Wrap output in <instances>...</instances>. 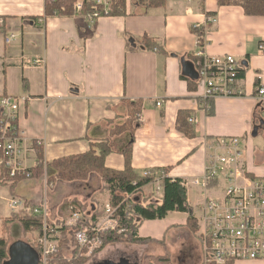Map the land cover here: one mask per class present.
<instances>
[{"label": "crops", "instance_id": "crops-1", "mask_svg": "<svg viewBox=\"0 0 264 264\" xmlns=\"http://www.w3.org/2000/svg\"><path fill=\"white\" fill-rule=\"evenodd\" d=\"M135 1L126 0L124 16H103L90 21L77 14L48 17L46 0H0V96L30 99L22 109L19 125L42 144L47 163L85 154L92 144L109 142L112 153L105 165L117 171L126 168L123 152L132 135L112 137L111 131L128 120L130 102L142 101L143 110L136 115L132 167L140 176L152 172L156 181L162 174L164 179L183 180L196 216L204 200L217 194L214 187V195L205 192L215 182L207 189L192 184L204 175L206 141L243 138L247 151L245 168L252 176H264V170L253 165L254 138L264 135V108L258 97L259 90L264 88V56L259 53L264 44V16H249L239 5L220 6L218 0H167L166 7L158 9L137 7ZM202 28L206 30L203 47L193 32ZM12 35L14 38L8 43ZM146 37L159 50L147 49L142 43ZM201 49L208 56L232 55L248 65L241 84L242 96L204 99L199 83L196 91L189 87L183 76L193 73L195 76L190 77L198 82L195 54ZM38 60L45 63L33 66ZM183 113L190 115L188 123L194 128V138L186 137L178 128V117ZM190 119L196 122L192 124ZM164 169L169 171L165 173ZM46 177L22 181L16 196H0V237L9 241L10 259L12 251L23 256L31 254L36 263L40 259L38 233L25 234L18 222L4 224L17 213L11 210L13 198L38 208L46 207L48 213H53L52 217L48 215L50 223L59 228L75 223L71 206L76 207L81 218L84 215L77 205L63 206L67 201L85 204V194L93 186L98 194L102 188L97 175L87 182L57 183L51 187L47 186ZM189 185L198 191L194 204L189 198ZM157 186L158 182L146 186L143 194H154ZM149 187L152 190L148 192ZM96 199L106 202L105 208L111 206L109 194ZM187 220L188 214L177 212L158 220L169 222L161 230L163 238L167 240L174 229L187 228ZM148 225L151 226L145 231ZM158 229L156 221L146 222L140 237ZM191 234L185 237L188 239ZM108 248L99 255L107 254ZM115 251H119L116 258L96 264H139L137 256L127 249ZM182 263L194 264L187 258Z\"/></svg>", "mask_w": 264, "mask_h": 264}, {"label": "built area", "instance_id": "built-area-1", "mask_svg": "<svg viewBox=\"0 0 264 264\" xmlns=\"http://www.w3.org/2000/svg\"><path fill=\"white\" fill-rule=\"evenodd\" d=\"M101 10L88 14L90 21H95L103 14L113 13L115 0H92ZM83 1L75 9L82 11ZM215 23V19H210ZM1 23V21H0ZM14 38L12 35L8 43ZM264 56V44L259 47ZM198 59V83L204 99L216 97H238L243 95L242 79L239 78L244 65L232 55L211 57L203 49L195 54ZM44 60H38L33 66H42ZM264 108V88L258 92ZM29 98L0 96V182L32 178V169L37 162V147L40 142L34 141L20 128L19 121L23 107ZM162 106L161 102L157 103ZM190 119V123H195ZM208 150L204 175L196 178L192 184L207 189L215 182L217 194L207 197L195 216L199 227L198 235L203 244V264H235L240 261H264V176H252L245 168L246 144L243 138H221L206 141ZM154 176L152 172L144 177ZM164 174L156 181V195H163ZM159 182H162L160 184ZM11 210L20 212L25 208V201L17 198L11 200ZM75 223L81 219L76 207L71 206ZM115 209L107 207L105 216L94 227H85L75 235L82 249L88 254L102 246L100 235L115 231L118 221L114 218ZM34 215L42 217L45 222L44 233L38 244L43 251L45 264L57 252L58 228L48 225L46 207L36 208Z\"/></svg>", "mask_w": 264, "mask_h": 264}, {"label": "trees", "instance_id": "trees-1", "mask_svg": "<svg viewBox=\"0 0 264 264\" xmlns=\"http://www.w3.org/2000/svg\"><path fill=\"white\" fill-rule=\"evenodd\" d=\"M79 0H46L45 14L46 16L71 17L74 15H82L86 17L90 13L101 10L96 7L92 0H83L82 11L76 12V5ZM220 6L239 5L245 10L249 16H264V0H218ZM167 0H136L135 6L144 7L146 9L165 8ZM127 14L126 0H115L114 10L108 16H124ZM103 16H106L103 14ZM198 36L201 47L205 45L206 30L193 29ZM143 45L150 50H159V46L149 38L142 40ZM166 54H168L166 52ZM196 64V63H195ZM244 69L240 72V79H245L248 65L243 64ZM187 80L189 87L197 90L198 82L190 75L183 76ZM209 100H207L208 102ZM143 110V102L136 101L129 103V116L126 123L122 126L116 125L111 136H121L125 133L132 135V141L124 150L123 154L126 159V168L123 171L112 170L106 167L105 160L112 153L109 142L101 144H92L89 152L81 155L61 158L52 163L45 160L44 149L37 147V166L32 169V179H41L47 175L49 184L56 183H77L87 182L93 175H97L101 182V192L108 193L111 198V207L115 209L114 218L118 221V227L115 231H107L100 235L102 246L93 253L97 255L103 252L107 247L118 244H129L133 246H144L148 244L166 245V238L162 240L152 238H141L140 230L149 221L164 220L170 213L188 214L186 227L197 237L199 227L192 207L188 202V191L183 180L166 177L163 181V197L157 198L154 194L146 196L143 189L156 182L154 176H140L132 167V147L134 142V134L137 128L136 115ZM188 113L180 114L178 117V128L188 138L195 137L194 128L188 123ZM169 169H164L167 173ZM156 172V171H155ZM25 178L17 179L14 182L5 180L0 182V186H9L13 196H16L15 189L18 184L25 181ZM216 183L211 184V187ZM74 204L79 206L84 215L77 221L74 226L60 225L58 228L57 241L58 250L47 261L46 264H87L90 257H85L83 250L77 243L75 235L78 231L85 227H94L104 216V212L96 210L91 216L87 214V206L81 204L77 200L67 201L63 206ZM38 208L30 202H25V208L12 214L4 224L18 222L22 225L25 234L38 233L40 236L44 233L45 222L42 217L34 215V210ZM48 225L55 227L50 223ZM198 238V237H197ZM199 239V238H198ZM10 244L6 238L0 237V264H7L10 260L9 252ZM70 252L69 260L66 254ZM37 253L40 257L36 264H45L42 259L43 251L37 246ZM143 264H174L172 255L167 252L164 256L148 255L143 259Z\"/></svg>", "mask_w": 264, "mask_h": 264}, {"label": "rangeland", "instance_id": "rangeland-1", "mask_svg": "<svg viewBox=\"0 0 264 264\" xmlns=\"http://www.w3.org/2000/svg\"><path fill=\"white\" fill-rule=\"evenodd\" d=\"M253 149H254L253 165L255 167H260L261 169L264 170V135L263 134L254 138ZM30 179H32V178H30ZM46 179H47V177H46ZM26 180H29V179H26ZM46 182H47V186L51 187L50 186L51 184H49L48 179L46 180ZM27 183L29 184L31 182H27ZM189 186H190L189 187V198H190L191 202L194 204L198 191L195 188H193L191 185H189ZM96 189H97V187L93 186L91 188V191H89L88 193L85 194V197H84V201L86 202L85 205L87 206V211H88L89 216H91L96 210H98L99 212H104V216H105V213L107 210V208H105L106 202H100L99 203L98 200L96 199V197L100 196V195H108V193H103L100 190V192H99L100 195H99ZM151 190H152V188H150V187L147 189L148 192ZM15 191H17V188L15 189ZM205 192H207V194H209V195L215 194V191L212 188H208ZM95 194H97V195H95ZM154 194H155V197L160 198V196L156 195V192ZM0 196H4L5 198H10V196H13V193H12L10 187L9 186H0ZM5 204L6 203H4V205ZM48 215L50 217H52L53 213L49 212ZM0 221H1V219H0ZM168 223L169 222L156 221V225L160 229H158V231L154 234H148L146 236L143 234V237H145V238L153 237V238H158L159 240H162L164 231L161 232V230H163V229L165 230ZM150 226L151 225H148L146 227L145 231H147ZM188 233L190 234L191 232L187 228H183L180 230H176V229L172 230L171 233L167 236L166 245L148 244V246L142 247V248H131L132 246L129 244H118L115 247H111V248L107 247L108 253H110L109 251H111L110 254H108L106 252L107 254L99 255L102 253L101 252V253L93 256L94 252L92 254H88L89 253L88 249H83V250H85V253L83 255L87 258L88 257L91 258L87 264H96V263L101 262V260H103V259L113 260V258H116L118 256V253H119V251L116 252L115 250L122 248L123 250L127 249L128 252L130 251L131 254L136 255L137 256V262L139 264H143V262L140 263V260H141L143 254H145L146 256H148V255L164 256L167 252L172 254V259H173L172 261L174 262V264H183L182 262L186 258L191 260V262L194 264H200L202 257H203L202 242L200 241V239H198L199 238L198 234H197L198 238H195L191 234V237H189L187 239L185 236ZM120 264H128V263H125L123 261Z\"/></svg>", "mask_w": 264, "mask_h": 264}, {"label": "water", "instance_id": "water-1", "mask_svg": "<svg viewBox=\"0 0 264 264\" xmlns=\"http://www.w3.org/2000/svg\"><path fill=\"white\" fill-rule=\"evenodd\" d=\"M189 75L193 77L195 76L193 73H190ZM7 264H36V259H34L31 256V254H26L25 256H23V255H18L16 254V252L12 251V257ZM108 264H112V263H108Z\"/></svg>", "mask_w": 264, "mask_h": 264}]
</instances>
